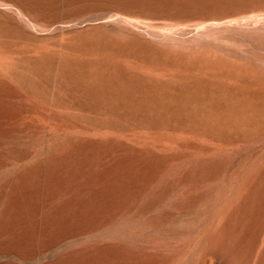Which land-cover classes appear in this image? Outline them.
<instances>
[{
  "label": "rangeland",
  "instance_id": "rangeland-1",
  "mask_svg": "<svg viewBox=\"0 0 264 264\" xmlns=\"http://www.w3.org/2000/svg\"><path fill=\"white\" fill-rule=\"evenodd\" d=\"M0 264H264V0H0Z\"/></svg>",
  "mask_w": 264,
  "mask_h": 264
}]
</instances>
